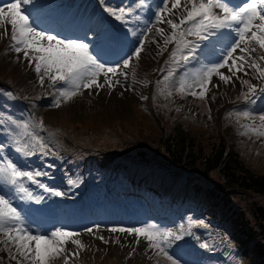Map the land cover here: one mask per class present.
Returning a JSON list of instances; mask_svg holds the SVG:
<instances>
[{
	"label": "rangeland",
	"instance_id": "374dc122",
	"mask_svg": "<svg viewBox=\"0 0 264 264\" xmlns=\"http://www.w3.org/2000/svg\"><path fill=\"white\" fill-rule=\"evenodd\" d=\"M104 1L115 5L111 0ZM106 6V8H114L112 5ZM120 6L123 5L118 7ZM107 16L111 15L108 13ZM119 22V24L122 23V21ZM9 45L10 38H0V132L2 125L6 122L43 121L44 130L37 128L35 132L48 145V154L44 155L36 151L34 158L38 160L35 163L41 164L33 166V162L26 159L27 156L19 158L15 156L16 151L5 150V140L0 138V145H3L2 152L23 170L29 169L22 167L20 160L35 171L45 168L44 170H48L46 177H37V179L51 189L65 194L64 197L48 198L39 207L52 210L53 205H58L60 199L64 200L61 205L69 203L71 206L77 201L80 193L69 192L67 187L71 183H78L80 187L84 186V189L94 188L97 185L106 187L105 190H109L108 194L112 196H117L113 194V190L121 187L123 197L134 196L136 198L134 204L137 207L140 206V209L146 206L142 199L145 197L152 199L150 200L152 205L160 206V214H166L165 217L156 216L155 219L145 221L139 216L136 217L137 219L124 220V223L92 221L81 224L85 226L64 228L79 232V239L82 243H88L89 247L92 244L89 234H98V237L110 239L117 237L133 240L128 252L113 251L109 242L102 245L106 248L103 252H91L87 259L79 254L77 258L70 260V264H169L163 255H157L148 250L147 242L143 240V237L137 245L135 234L109 231L114 227H141L148 224L144 222L157 219L166 221L172 226L171 231L182 237L179 240L171 239V242L178 246L176 249L167 248L168 253L174 258L176 255L181 258L184 249L185 252H193L194 241L197 240L200 248L198 250H203L201 245L207 243L208 248L215 252V256L211 258L207 255L210 264H254L249 253L251 243L245 242L236 231L235 225L230 222V209L227 210L226 207L218 205L212 197L197 193L194 187L195 181L189 178L191 174L201 176L196 171L197 168L191 170L190 166H187L177 171L179 167L169 164V159L160 143V138L166 137L167 133L173 136V139L183 138L197 148L202 146L204 153L207 154L214 152L218 143L223 142L226 157L233 153L238 154L240 161L254 174L264 175V137L257 138L250 132L247 135L241 134L245 131L242 125L253 122L259 125L258 117L264 114V109H256L253 112L247 110L252 103L246 101L244 97L247 86L242 85L235 78L234 84L231 82L225 84L214 76L213 81L218 83L219 87L214 88L210 84L211 90L205 99L193 97L187 90L184 93L178 91L179 81L169 82L167 88L165 77L171 65L177 60V57L175 60L171 57L175 45L172 46L170 43L172 50L166 48L158 58L155 52H151L149 48L151 46L145 44L140 58L134 61L130 69H126L128 85L124 84L125 92L117 98L112 101H100L95 99L96 96H92L93 101L84 100L89 91L93 92V95L99 93L98 89L93 88L84 90L83 94L77 95L70 102H63L61 99V105L55 107L54 102L59 85L53 87L50 82L46 84L44 82L41 86L39 77L31 76L32 69L28 66L30 62H24L20 54H14ZM126 52L129 50L121 51L120 55ZM221 71L229 74L227 69ZM239 76L250 79L253 84H255L254 81L260 82L253 77H243V74ZM153 80L156 83L152 84ZM256 85L258 93L260 87ZM196 90L199 91V89ZM253 99L252 96L251 100ZM244 111L250 112L253 119L236 115ZM229 113L233 115L229 117ZM128 132L135 133L134 140L127 137ZM136 138L138 143L134 142ZM93 139L98 140L92 142ZM56 140L63 141L66 147L63 148ZM141 148H146L148 154L145 153V156L140 157ZM100 149L104 151V154ZM188 171L192 173L188 174ZM207 179L217 183L219 177L212 172L208 174ZM34 186H30L32 193ZM129 192H133L132 195H127ZM83 194L86 195V192ZM230 194L234 197L235 203L244 208L246 206L250 208L251 202L247 204L246 193L231 191ZM98 196L101 195L98 194ZM104 196L107 200L102 199V203L104 202L108 207L111 197L107 194ZM81 199L84 201L83 198ZM119 200L121 202L116 200L112 206L119 208L123 203L126 208L131 207V212L137 209L130 203L132 199L129 200L130 202L123 198ZM148 201L146 200L147 203ZM253 202L264 209V196L256 197ZM76 208L77 206H74L75 210ZM140 209L137 211H142ZM144 209L146 212L149 211L152 217L157 213H153V208ZM110 212L109 210L107 213ZM65 215L67 217L68 213L66 212ZM157 223V226L161 227L160 221ZM31 226L38 230L36 225ZM87 228H93V233L85 231ZM32 234L45 235V233ZM3 240L4 237L0 235V264H16V261L9 258L10 253L5 249ZM210 240L214 245L212 247H209ZM179 241H181L180 244L175 243ZM71 246L69 243L68 248L71 249ZM133 248L135 252L129 256ZM178 260L180 264H186ZM53 264H62V260L54 261Z\"/></svg>",
	"mask_w": 264,
	"mask_h": 264
},
{
	"label": "snow or ice",
	"instance_id": "6c2138e0",
	"mask_svg": "<svg viewBox=\"0 0 264 264\" xmlns=\"http://www.w3.org/2000/svg\"><path fill=\"white\" fill-rule=\"evenodd\" d=\"M139 2L143 5L144 0ZM33 3L34 0H7L3 6H0V38L8 37L10 32V49L17 54L23 53L25 59L34 62V71L39 77L41 86L44 85L45 77L51 82V86L59 85L55 107L61 105V99L63 102H70L77 95L83 94L84 90L102 89L105 86L115 87L121 83L117 78L118 75L127 79L128 72L125 70L130 69L134 61L140 58L147 34L152 33L153 29L156 36L163 38L165 49L168 44L175 43V50L171 53L173 60L179 53L180 59L185 63L195 58L197 50L201 47L199 43H194L187 37L192 36L198 41L211 43L212 38L222 30L235 34V39L221 50L219 57L196 70L190 82L186 78L187 74L180 80L178 91L181 93L187 90L193 97L205 99L211 90L210 84L214 88L219 87V84L213 81V77L216 76L225 84L230 82L234 84L235 80H239L242 85L247 86V92L244 93L245 100L254 102L251 97L257 93L258 86L250 79L242 78L237 74L253 77L264 84V0H243L237 6H230L226 0H161L162 6L155 13V23L143 30L136 46L115 64L102 62L91 51L88 43L78 39H61L48 31L40 30L29 11L23 7ZM106 11L116 20L126 23V17L130 16L134 9L130 6L108 7ZM166 16L169 18L165 19ZM159 24H167L171 31L165 33L164 28L157 26ZM133 35L136 33L133 32ZM253 45L258 46L260 55H253L258 50ZM184 50H187V55L183 54ZM222 69H227L229 74H225ZM173 74L170 71L165 80ZM260 91H264V88H260ZM228 115L231 117L233 113ZM236 115L253 119L252 114L247 111ZM258 119L259 125L254 122L242 125L245 131L241 134L247 135L250 132L257 138L264 137V114L259 115ZM12 124L15 125L16 130L12 135V142L17 153L22 156L35 155L36 151L44 155L48 154V145L35 132L37 128L44 130L43 121L38 123L12 121ZM21 136L26 139L21 140L19 138ZM2 150L3 145H0V151ZM41 175L45 173L23 170L6 155L0 157V185L8 189L4 191L0 188V235L4 237L2 242L10 253L9 258L16 261V264H53L57 260H62V264H70V260L77 258L85 247L79 239L80 233L56 228L50 234L34 235L27 227L21 211L13 205L12 192L20 199L35 200L36 203H40L43 199L42 196L33 195L26 186V181L55 196L64 195L41 183L37 179ZM96 230H99L98 225ZM85 231L93 233V228H87ZM109 231L135 234L137 245L143 237L147 242L148 250L163 255L169 264H180L178 259L168 253L167 248L171 239L179 240L182 237L169 229L147 224L131 228L114 227ZM98 239L105 244L109 243V240L103 236H99ZM116 242L119 243V240ZM69 243L75 247V251L68 248ZM203 247L207 248L208 244H203ZM134 252L135 248L129 256Z\"/></svg>",
	"mask_w": 264,
	"mask_h": 264
},
{
	"label": "bare ground",
	"instance_id": "6f19581e",
	"mask_svg": "<svg viewBox=\"0 0 264 264\" xmlns=\"http://www.w3.org/2000/svg\"><path fill=\"white\" fill-rule=\"evenodd\" d=\"M114 1H125L124 3H122L123 6H130L134 9L133 13L130 16L126 17V23L122 22L121 24H119L114 20V18L107 17L103 12H101L99 4L100 0H34L33 4L24 5L23 7L29 11L35 21V25L40 30L48 31L50 34L57 35L61 39L80 40L84 38L82 42L88 43L90 45V49L93 50V53L102 62L114 64V61L121 57L120 52H124L133 48L135 43H137V41L141 39V33L143 32V30L146 27H149L155 23L154 20V22H151V14H155L157 9L162 6L161 0H144L143 5H141L140 2L133 3V0ZM238 1L239 3L243 2V0ZM3 2H7V0H2L1 3ZM226 2L229 3L230 6H237V0H226ZM106 7L107 6L103 8L105 11ZM114 8L117 7L114 6ZM54 26L60 28V30H51ZM157 26L162 27L164 29L167 28V30H165V33H169L171 31L167 24H159ZM133 32H135L136 35H133ZM3 38H10V32L8 37ZM187 39L193 41L194 43H199L201 47L197 50L195 58L190 59L186 63L180 59V54L178 53L177 60L174 61L169 70V72L171 71L174 74L170 76L167 81H165L167 84L169 82H180L182 78H185L186 74V78L190 82L191 76L196 70H198L202 65L207 64L210 61L216 60L219 57V55L221 54V50L227 45L231 44L232 40L235 39V34L229 32L228 30H222L221 32H218L215 37L212 38L211 43L209 41H198L196 37L192 36L187 37ZM145 44L151 46L149 47L151 49V52H155V56H158V58L161 52L165 50V47L163 45V38L155 35V29H153L152 33L147 34V40ZM169 45L170 44H168L166 48L172 50V47H170L171 45ZM173 45H175V43H172V46ZM205 45L208 46L205 47ZM253 46L257 47L258 49V46ZM14 54L17 53L14 52ZM183 54L187 55V50H184ZM260 54V50L258 49L257 53H254L253 55L258 56ZM20 56L22 57L21 59L24 60V62H30L28 66L32 69L31 76L38 77V75L34 71V62L25 59L23 53H20ZM239 75H242V73H239ZM117 78L121 81L120 84L115 85V87L113 88L105 86L102 89H98L99 93L97 95H93V92L89 91L86 97H84L83 99L91 101L92 96H96V100L98 99L100 101H112L113 99L117 98L119 95L125 92L126 86L124 84H127L129 80V78L125 79L122 75H118ZM49 82L50 81L47 79V77H45V84ZM254 82L255 84H258L260 88H264V84H261V81ZM151 83H156V81L153 80L151 81ZM168 87L169 84L167 88ZM253 101L254 102H252L250 106L248 105L249 110L264 109V91L259 90L258 93L255 95ZM6 129L9 131H5ZM15 131V125L12 124V122H6L5 125H2L0 138L2 137L5 140L7 149L14 150L12 135L15 134ZM19 138L21 140L26 139L23 136ZM16 154V157L26 158L19 153ZM33 157L34 155L27 156L26 159H30ZM30 160L33 161L32 159ZM33 165H38V163H33ZM39 170L45 173V175H41L39 177L46 176L48 170L38 169L36 171ZM31 171L35 170L31 169ZM25 184L27 187H29L30 190H32V188L28 185L27 181L25 182ZM0 188H3L4 191L8 190L7 187H4L3 185H0ZM67 188L69 189V192L80 193L76 202H79L85 208V213L83 216H80L78 213L75 212V210H73V204H71L70 206L69 203H65V205L63 203V207V205H61V203L64 202L63 199H60L58 201V205H53V209L50 211L45 210L43 212L39 210V205L41 206L46 199H53L56 198V196L54 197L51 192H46L44 191V189L39 188L38 186H34L33 195L43 197L40 203H36L35 200H31L32 202H28L27 199H20L19 196L16 195L14 192L11 193L13 205H15V207H18L22 204H26L32 209V212L34 214L32 225H36L38 227V230H35L31 225L25 222L30 231H32L33 233L44 232L45 234H50L52 230L56 228H68L73 226L76 227L83 223L88 224L92 221L109 222L110 219L107 215H113V213H115L114 206H112L113 203L109 202L108 207L106 206L107 208L103 210L106 214H102L101 219L99 221L97 219L92 220V218H90V215L88 214L91 213L93 215H96V212L100 211L102 209V206H105V203H102V199H105V201L107 200V198L104 196V194H107L105 192L106 187L97 185L94 188L84 189V186L80 187L78 183H71V185ZM81 192H86V195ZM98 194H100L101 196L99 197ZM113 194H117L118 197L110 196L111 200L122 199V191L119 188H115V190H113ZM43 195L46 197H44ZM64 195L62 196L64 197ZM81 198H83L85 202ZM148 202L150 203V201ZM109 210H112V212L110 214H107ZM152 211L153 213L159 212V209L153 208ZM66 212L68 213L67 217L65 215ZM139 216L143 219L147 218V216L152 217V214L149 211H135L134 218ZM62 217H64V219H61ZM151 224L157 225L158 223L152 222ZM97 235L98 234L88 235L92 240L91 242L93 245L90 244L91 247H89L88 243H82L83 245H85L84 249L80 251V255L82 256V258L87 259L90 256L91 252H103V250L106 249L104 246H102L105 243L98 239ZM106 239L109 240L111 244L110 248H113V251L115 252L120 251L122 253H125L130 251L132 247L133 240L127 238L119 239L115 237L113 239ZM117 240H119V243L116 242ZM201 247V249L206 251V255H214L210 248H205L203 246ZM71 249L73 251L76 250L73 245L71 246ZM195 261L199 262L198 259H196ZM203 264H209V262L207 263V261H205L204 259Z\"/></svg>",
	"mask_w": 264,
	"mask_h": 264
},
{
	"label": "trees",
	"instance_id": "16d2710c",
	"mask_svg": "<svg viewBox=\"0 0 264 264\" xmlns=\"http://www.w3.org/2000/svg\"><path fill=\"white\" fill-rule=\"evenodd\" d=\"M161 124L163 123L161 122ZM134 134L126 133L127 137L133 138V140ZM165 135L166 137L160 138V143L169 159V164L180 169H185L187 166H190L191 170L197 168L196 171L201 176H192V172L188 171L191 174L189 178L195 181L196 192L206 197H212L218 205L226 207L227 210L230 209V222L235 225L236 231L245 242L251 243L249 253L253 263L264 264V209L253 202L256 197L264 196V175L254 174L240 161L238 154L233 153L226 157L223 142L218 143L214 152L206 154L202 146L197 148L183 138L176 140L167 133ZM95 140L98 139H93L92 142ZM134 142L138 143L137 138ZM100 151L102 150L100 149ZM102 153L104 154V151ZM139 153L140 157L145 156L147 149L141 148ZM103 154L102 156H104ZM212 172H215L219 177L217 183L207 179L208 174ZM231 191L246 193L247 204L251 202L250 208L249 206L244 208L235 203L234 197L230 194Z\"/></svg>",
	"mask_w": 264,
	"mask_h": 264
}]
</instances>
